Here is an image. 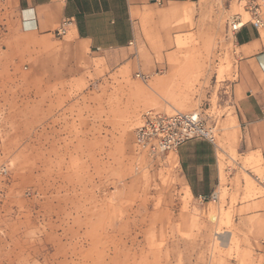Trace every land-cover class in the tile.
<instances>
[{"label": "rangeland", "instance_id": "1", "mask_svg": "<svg viewBox=\"0 0 264 264\" xmlns=\"http://www.w3.org/2000/svg\"><path fill=\"white\" fill-rule=\"evenodd\" d=\"M237 15L152 10L131 46L96 54L23 33L0 0V264H264V175L236 149ZM150 112L198 113L238 190L193 197L176 150L139 143Z\"/></svg>", "mask_w": 264, "mask_h": 264}, {"label": "crops", "instance_id": "2", "mask_svg": "<svg viewBox=\"0 0 264 264\" xmlns=\"http://www.w3.org/2000/svg\"><path fill=\"white\" fill-rule=\"evenodd\" d=\"M23 33L56 36L65 25L73 42L92 53L126 49L136 39V21L157 9H179L194 0H7ZM263 25L248 20L233 30L236 64L235 90L240 95L235 110L237 151L258 163L264 175V8ZM224 154V153H223ZM203 139H192L176 150L188 191L196 199L220 197L226 188L236 192L242 175L228 165L230 156ZM243 191V189H242ZM264 207V198L253 201Z\"/></svg>", "mask_w": 264, "mask_h": 264}, {"label": "built area", "instance_id": "3", "mask_svg": "<svg viewBox=\"0 0 264 264\" xmlns=\"http://www.w3.org/2000/svg\"><path fill=\"white\" fill-rule=\"evenodd\" d=\"M243 4L248 21L256 28L263 25L261 10L264 0H235ZM242 15H237L233 30L237 29L242 21ZM244 20V19H243ZM56 36L66 34L65 25L57 31ZM138 141L154 153H164L177 150L181 145L192 139H203L216 145V136L212 129L207 128L198 113L174 112L173 114L147 113L137 132ZM216 196L209 199L216 200ZM206 201L208 198H201Z\"/></svg>", "mask_w": 264, "mask_h": 264}, {"label": "bare ground", "instance_id": "4", "mask_svg": "<svg viewBox=\"0 0 264 264\" xmlns=\"http://www.w3.org/2000/svg\"><path fill=\"white\" fill-rule=\"evenodd\" d=\"M212 219H215V217L212 216Z\"/></svg>", "mask_w": 264, "mask_h": 264}]
</instances>
